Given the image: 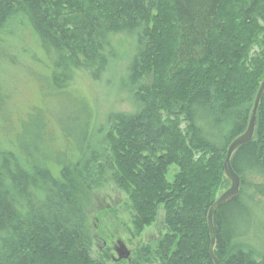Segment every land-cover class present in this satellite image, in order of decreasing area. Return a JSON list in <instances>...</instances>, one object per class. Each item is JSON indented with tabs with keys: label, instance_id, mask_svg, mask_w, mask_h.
Masks as SVG:
<instances>
[{
	"label": "trees",
	"instance_id": "obj_1",
	"mask_svg": "<svg viewBox=\"0 0 264 264\" xmlns=\"http://www.w3.org/2000/svg\"><path fill=\"white\" fill-rule=\"evenodd\" d=\"M111 68L132 109L109 114L98 144L76 86ZM22 70L45 75L40 96L65 98L69 130L25 106L11 83ZM263 80L264 0H0V264H107L91 257L80 199L106 182L127 196L136 236L164 211V236L128 264H213L208 210ZM27 112L38 123L23 143ZM231 166L240 190L213 215L214 255L264 264L247 250L264 200V93Z\"/></svg>",
	"mask_w": 264,
	"mask_h": 264
},
{
	"label": "rangeland",
	"instance_id": "obj_2",
	"mask_svg": "<svg viewBox=\"0 0 264 264\" xmlns=\"http://www.w3.org/2000/svg\"><path fill=\"white\" fill-rule=\"evenodd\" d=\"M121 68H118L115 72L111 68L105 74L101 83H95L85 78L79 79L77 82V90L87 98L93 108L95 114L94 141L98 144L104 138L107 130L109 114L130 112L132 109L131 102L126 97L129 94L121 92L123 90L121 88V80L124 77V71ZM16 77V80L11 81V83L14 84V90L19 93V98L25 103V106L45 109L48 119L58 122L62 130H69L66 118L68 106L65 98H54L50 92L46 91L45 97H42L38 92L41 82H45V75L37 70H22ZM30 115H32L30 112L24 113V122L19 128L20 142L23 143L32 133L35 123H38V118H31ZM226 190L219 192L217 196L219 197ZM80 199L83 201L88 229L92 239L90 252L92 258L106 255L108 257L107 264H116L111 258H116L113 246H115L117 241H121L128 250L135 252L139 246L141 248L143 245H149L148 241L153 243L159 234L161 236L165 234L164 211L159 209L152 225L146 228L139 237L136 236L133 231L131 215L126 208L128 198L112 182L102 184L99 189H85ZM256 202L258 225L253 235L259 240L251 237L247 250L261 251L264 255V200L258 198ZM103 243H105V247L102 248ZM119 264L128 263L124 261Z\"/></svg>",
	"mask_w": 264,
	"mask_h": 264
},
{
	"label": "water",
	"instance_id": "obj_3",
	"mask_svg": "<svg viewBox=\"0 0 264 264\" xmlns=\"http://www.w3.org/2000/svg\"><path fill=\"white\" fill-rule=\"evenodd\" d=\"M263 93H264V80L260 83V86L256 93L245 132L242 135L236 137L226 149L225 157L223 160V171L226 179L230 182V187L215 200V202L210 206L208 210L207 226L210 235L208 253L213 264H219L218 260L214 255L215 232L213 227V215L219 207H221L228 201L233 200L239 193L240 179L232 169L231 159L239 148L250 143L253 138L256 120H257V110ZM117 245L118 247L115 250L117 256L116 260L117 261L129 260L130 251L125 247V245L121 241H118Z\"/></svg>",
	"mask_w": 264,
	"mask_h": 264
},
{
	"label": "flooded vegetation",
	"instance_id": "obj_4",
	"mask_svg": "<svg viewBox=\"0 0 264 264\" xmlns=\"http://www.w3.org/2000/svg\"><path fill=\"white\" fill-rule=\"evenodd\" d=\"M161 234H159V236L157 237V239L156 240H159L161 237ZM118 242V241H117ZM117 242H116V244H115V246H113V251L115 252V250L117 249V247H118V245H117ZM152 241H148V244L149 245H151L152 243H151ZM124 244V243H123ZM103 247H105V243H103V246H102V248ZM140 247V246H139ZM138 247V250L140 249ZM101 251H102V249H101ZM130 251V250H129ZM136 252V251H135ZM134 251H130V258H129V260H127L126 262L127 263H129V262H131V259L133 258V254L135 253ZM115 255H116V253H115ZM116 258H117V256H116ZM116 258H114V257H112L111 259H112V261L114 262V263H116V264H119L120 262H124V261H117L116 260Z\"/></svg>",
	"mask_w": 264,
	"mask_h": 264
}]
</instances>
